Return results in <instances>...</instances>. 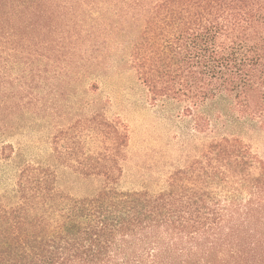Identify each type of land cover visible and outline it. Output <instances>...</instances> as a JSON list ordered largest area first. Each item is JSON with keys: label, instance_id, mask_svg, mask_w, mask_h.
<instances>
[{"label": "trees", "instance_id": "obj_1", "mask_svg": "<svg viewBox=\"0 0 264 264\" xmlns=\"http://www.w3.org/2000/svg\"><path fill=\"white\" fill-rule=\"evenodd\" d=\"M118 52L152 101L190 113L228 96L264 125V0H0V105ZM127 144L98 111L56 130L57 163L102 182L74 196L51 165H21L0 264H264V161L247 143L220 137L157 193L117 189Z\"/></svg>", "mask_w": 264, "mask_h": 264}, {"label": "rangeland", "instance_id": "obj_2", "mask_svg": "<svg viewBox=\"0 0 264 264\" xmlns=\"http://www.w3.org/2000/svg\"><path fill=\"white\" fill-rule=\"evenodd\" d=\"M59 83L37 78L29 88L30 96L17 100L18 106L7 110L0 105V201L12 193L19 167L26 163L51 165L67 193H92L102 180L81 177L59 165L51 139L59 128L95 111L100 117L118 119L128 130L116 185L121 191L157 193L165 189L170 174L184 169L222 136L241 139L264 161V125L240 112L232 98L208 99L190 113L185 112L183 102L152 101L127 57L119 52L91 72L62 77ZM5 88L0 83V97Z\"/></svg>", "mask_w": 264, "mask_h": 264}]
</instances>
